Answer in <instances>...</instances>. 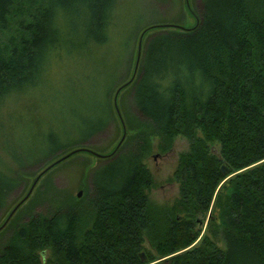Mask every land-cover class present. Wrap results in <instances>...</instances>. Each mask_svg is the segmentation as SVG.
<instances>
[{"label":"trees","instance_id":"trees-1","mask_svg":"<svg viewBox=\"0 0 264 264\" xmlns=\"http://www.w3.org/2000/svg\"><path fill=\"white\" fill-rule=\"evenodd\" d=\"M116 2L0 0V108L23 97L48 102L51 67L64 54L80 61L93 48L114 43L119 53L112 27ZM197 14L191 30L146 34L128 86L131 108H120L128 87L118 97L127 129L123 143L132 146L120 150L122 143L91 170L85 208L37 213L0 246V264H264V0H200ZM108 75L92 77L102 101L83 112L74 127L77 140L57 123L45 128L42 142L54 147L52 153L102 133L111 109L117 119L107 102ZM9 115L14 119L8 123H15L18 117ZM7 125L0 123V135ZM15 132L14 126L6 130ZM152 136L162 149L178 136L189 143L178 155V196L170 205L152 204L145 192L153 184L143 164ZM4 150L0 212L21 181L10 160L18 168L32 162L18 158L16 149ZM221 165L235 174L220 185L227 176ZM209 211L207 233L194 243L195 226ZM144 243L153 253L141 260Z\"/></svg>","mask_w":264,"mask_h":264},{"label":"rangeland","instance_id":"rangeland-1","mask_svg":"<svg viewBox=\"0 0 264 264\" xmlns=\"http://www.w3.org/2000/svg\"><path fill=\"white\" fill-rule=\"evenodd\" d=\"M189 1L192 10L197 14L200 10V0ZM113 17V33L114 31L119 33L118 42L121 43L119 53L114 43L109 47L93 48L89 55L86 58H81L80 61L65 59L67 55L64 54V58L60 61L57 59L58 62L51 67L54 83L48 84V89L45 88L48 102L38 104L34 103L37 98L30 100L23 97L18 101L16 100L17 102L13 99L7 101L4 103L5 106L0 108V123L2 122V125L8 124L4 128V134L0 135V154L5 158L4 149L13 148L16 149L18 158H26L27 161L32 160L31 163H25V166L19 168L10 160L11 170L19 171L21 181L9 196L5 211L0 212V222L5 218L9 209L26 193L36 174L47 164L69 151V148L71 150L75 147L84 146L99 153H107L118 141L121 136V125L119 126L118 118L116 119L113 109H111L108 127L102 133L91 137L89 141L78 146L71 145L64 151L57 150L53 153L54 147L43 145L45 128L48 125H55L54 123H57L59 128L69 129L74 135V139H78L79 134L74 132V127L80 121L83 112L86 111L87 106L97 105L99 101H102L97 84L92 77L99 73L103 75L105 71L109 72V75L104 77V86L106 87L113 82L107 91V102L112 108L116 87L131 75L141 30L153 24L171 23L191 27L195 23L194 16L185 9L184 0H117ZM153 31H149V34H152ZM130 35L131 39L129 38ZM145 37L147 36H144L143 45ZM129 39L128 50L123 49L122 43L128 42ZM76 53H79L78 50L74 55ZM116 60L121 61V63L117 68H114ZM109 62L114 63V65L104 69V65L109 64ZM130 94L131 87L125 89L121 94L120 98L123 103L120 102L121 109L122 107L131 108ZM9 114L18 117L15 123H8L14 119ZM20 119H26L28 122L24 124V121H20ZM10 126H14V131H16L13 136L6 133ZM161 144L158 136H152L150 150L143 159V164L151 174L153 182L152 187L145 192L149 201L157 206L170 205L177 198L178 183L173 180V174L178 165L179 153L186 151L189 145L188 141L181 136H178L167 149H162ZM131 146L132 142L127 143L126 141L120 150H127ZM39 155L42 158L36 160L35 158ZM4 160L7 161V159ZM102 160L105 159L96 158L86 153H77L44 174L28 199L16 210L10 218L11 220L8 221L9 223L0 231V246L7 243L13 233L20 226L28 223L37 213L48 215L55 210H65L74 206L85 208L91 192L89 182L91 170L100 165ZM234 174H227L220 185ZM217 190L214 195H216ZM79 191H81V195L78 197ZM209 214L210 211L207 212L203 221L195 226V231H198L199 234L194 243L199 242L200 238L207 233L206 226ZM219 245H221L220 242ZM141 252L153 253L147 243H144ZM48 256L49 253L46 252L45 257ZM146 258L148 257L146 256ZM50 260L52 261L53 258Z\"/></svg>","mask_w":264,"mask_h":264},{"label":"water","instance_id":"water-1","mask_svg":"<svg viewBox=\"0 0 264 264\" xmlns=\"http://www.w3.org/2000/svg\"><path fill=\"white\" fill-rule=\"evenodd\" d=\"M184 5H185V9L186 11L191 14L192 16H194L195 18V23L193 26L191 27H185V26H180V25H176V24H171V23H162V24H153L150 26H147L145 28H143L138 36V41H137V49H136V55H135V60H134V64H133V68H132V72L130 77L124 81L123 83H121L120 85H118L114 91L113 94V108L115 111V114L118 118V121L121 125V136L119 137L118 141L116 142V144L114 145V147L107 153H99L89 147H75L69 151H67L65 154L59 156L58 158H56L55 160H53L52 162H50L49 164H47V166H45L44 168H42L38 174H36V176L32 179L31 184L28 188V190L26 191V193L13 205V207L11 209H9V211L7 212V215L5 216V218L0 222V231L6 226V224L8 223V221L10 220V218L13 216V214L16 212V210L28 199V197L30 196V194L32 193L35 185L37 184V182L39 181V179L46 174L50 169H52L53 167H55L56 165H58L59 163L65 161L67 158L71 157L74 154L77 153H86L89 154L93 157L96 158H101V159H106V158H110L113 155L116 154V152L118 151V149L120 148L121 144L123 143L126 135H127V129H126V125L125 122L123 120V117L121 115L120 109H119V105H118V97L120 92L128 87L133 80L136 77L137 74V70H138V66H139V62H140V58H141V52H142V45H143V39L144 36L151 30L154 29H158V28H175V29H179V30H191L194 27L197 26L198 21H199V17L198 14H196L190 5V1L189 0H184ZM220 170L222 172L223 175H227L228 174V169L224 166L221 165ZM81 195V191H79L77 193V196L79 197ZM139 256L141 258V260H145L146 256L144 254V252H140Z\"/></svg>","mask_w":264,"mask_h":264}]
</instances>
